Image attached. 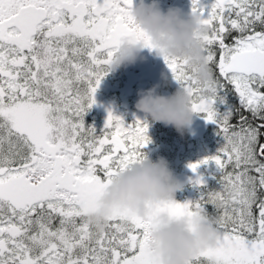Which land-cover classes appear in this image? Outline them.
<instances>
[{
    "label": "snow or ice",
    "instance_id": "6c2138e0",
    "mask_svg": "<svg viewBox=\"0 0 264 264\" xmlns=\"http://www.w3.org/2000/svg\"><path fill=\"white\" fill-rule=\"evenodd\" d=\"M134 3L0 0V264H159L154 217L197 212L215 219L216 241L190 264H264V0H192L207 84L186 57L158 53L192 111L217 125L218 150L189 167L214 162L219 187L198 174L196 199L158 201L149 217L116 207L103 231L89 220L151 142L146 120L109 109L102 131L85 121L122 43L157 50Z\"/></svg>",
    "mask_w": 264,
    "mask_h": 264
},
{
    "label": "clouds",
    "instance_id": "9594fccd",
    "mask_svg": "<svg viewBox=\"0 0 264 264\" xmlns=\"http://www.w3.org/2000/svg\"><path fill=\"white\" fill-rule=\"evenodd\" d=\"M133 15L139 27L151 36L157 53L186 57L193 77L201 84L212 79L204 44L197 35L204 31L197 16L186 17L181 9L174 7L165 11L159 0H135ZM144 48L141 43H122L112 58L110 71L135 63ZM157 87L139 91L136 109L150 115L153 121L173 126L183 135L194 121L191 96L182 88L163 95L158 93ZM180 187L165 157L153 160L146 155L112 179L89 220L97 230L103 231L106 218L116 207L149 217L156 202L175 200ZM216 233L215 219L204 212L176 219L161 214L153 219L150 249L159 264H190L197 253L215 244Z\"/></svg>",
    "mask_w": 264,
    "mask_h": 264
},
{
    "label": "rangeland",
    "instance_id": "374dc122",
    "mask_svg": "<svg viewBox=\"0 0 264 264\" xmlns=\"http://www.w3.org/2000/svg\"><path fill=\"white\" fill-rule=\"evenodd\" d=\"M163 1L165 0H159L160 3ZM210 2L211 0H206V3ZM173 80L178 83L174 78ZM137 83V78L130 64L110 71L97 89L96 104L85 115L86 124L95 126L98 132L102 131L109 109L114 111L115 114L122 116L126 123H132L131 116H134L135 113V103L136 99H138L139 91L153 87L144 88L140 86L141 82ZM178 88L180 86L171 89L157 87V91L163 95L167 92V95H171ZM146 121L149 124L148 135L151 138V142L143 151L153 160H157L161 156L167 159L170 168L181 183V187L176 193L178 201L183 202L198 198L199 192H195L197 187L191 185L188 191H184L182 188H185L186 185L188 186L187 183L191 184V178L198 174L203 175L207 182L212 174H218L214 162L209 165H201L198 173L193 172L189 167L191 163L203 159L206 155L213 154L218 150L222 143V137L217 134L215 124L202 119L196 120L197 122L193 121L190 126L191 130H194L192 141L174 148L172 145L175 140L173 131L177 133V130L173 126L153 121L150 115H148ZM204 139H206L205 148H203ZM218 187L219 185L216 182L213 188ZM208 211L211 212L212 210L208 209Z\"/></svg>",
    "mask_w": 264,
    "mask_h": 264
},
{
    "label": "flooded vegetation",
    "instance_id": "af4514ba",
    "mask_svg": "<svg viewBox=\"0 0 264 264\" xmlns=\"http://www.w3.org/2000/svg\"><path fill=\"white\" fill-rule=\"evenodd\" d=\"M159 4L160 7L165 11H167L170 7L179 8V6L180 7L189 6L190 8L188 9H190V11L192 9V0H165L162 3L159 2ZM141 63H147L146 68H148L153 73L152 77L147 76V72L144 70V67L142 66ZM131 65L135 77L137 78V82L138 83L141 82L140 85L141 87L147 88L149 86H158L159 88L171 89V88H175V86L178 84V83L176 84L175 81L173 80V75L171 73V70L168 68L163 56L159 55L156 50L145 47L142 50L140 57L136 60L135 63L130 64V66ZM167 94L168 92L165 93V95ZM133 117L134 116L132 115L131 116L132 122L134 120Z\"/></svg>",
    "mask_w": 264,
    "mask_h": 264
},
{
    "label": "trees",
    "instance_id": "16d2710c",
    "mask_svg": "<svg viewBox=\"0 0 264 264\" xmlns=\"http://www.w3.org/2000/svg\"><path fill=\"white\" fill-rule=\"evenodd\" d=\"M231 40H232V37H229L227 40H226V43H231ZM177 84V83H176ZM180 85H179V83L175 86V87H179ZM232 100H233V103H238V101L235 99V97H233L232 98ZM221 110H223V108L221 109ZM245 115H249L247 112H245L244 113ZM200 119H202V120H204V121H206L205 119H204V114H196L195 113V115H194V121L195 122H197L196 120H200ZM238 119H239V117L237 116V117H235L234 119H233V123H236L237 121H238ZM206 122H209V121H206ZM215 127H216V129H217V125L215 124L214 125ZM166 129V128H165ZM177 133H175L174 131H173V133L175 134V140H174V142H173V147L174 148H176L177 146H179V145H182V144H187V143H190L191 141H192V134L194 133V130L192 131L191 130V128L190 129H187L186 131H185V133L182 135L181 133H179L178 131H176ZM205 140L206 139H204V145H203V148H205ZM206 150V149H205ZM218 175V174H217ZM215 176L216 175H211L210 176V178H209V180H208V184H207V186L209 187V188H213V185L217 182V180L215 179ZM211 181V182H210ZM188 184V186L186 185V187L185 188H182V190H184V191H188V190H190V187H191V185H192V183L190 184V183H187ZM195 192H199V189H198V187H197V190H195ZM207 208L209 209V210H212L213 209V206L212 205H207Z\"/></svg>",
    "mask_w": 264,
    "mask_h": 264
},
{
    "label": "water",
    "instance_id": "95a60500",
    "mask_svg": "<svg viewBox=\"0 0 264 264\" xmlns=\"http://www.w3.org/2000/svg\"><path fill=\"white\" fill-rule=\"evenodd\" d=\"M175 7H176V5H175ZM188 8H190V7L189 6H185V7H180L179 6V9L182 10V13H183L184 16H190L192 14L190 9H188ZM141 64L144 67V70L147 72V76L152 77L153 73L148 68H146L147 67V63H141ZM137 118H139L140 120H145V113L142 112V111H139L138 109H136V112H135V115H134V119L136 120Z\"/></svg>",
    "mask_w": 264,
    "mask_h": 264
}]
</instances>
